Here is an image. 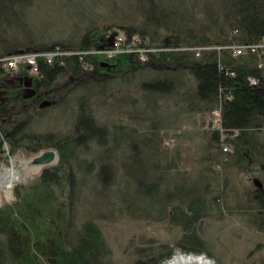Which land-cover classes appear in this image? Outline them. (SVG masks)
<instances>
[{
  "label": "trees",
  "instance_id": "trees-1",
  "mask_svg": "<svg viewBox=\"0 0 264 264\" xmlns=\"http://www.w3.org/2000/svg\"><path fill=\"white\" fill-rule=\"evenodd\" d=\"M28 1L0 0V148L6 145L10 154L22 151L28 156L54 150L58 161L42 168L32 182L14 186L15 200L0 205V264H115L95 219L116 214L143 216L137 204L125 206L122 190L137 181L158 191L155 197L162 199L163 190L173 194V177L195 188L204 205L197 213L179 198L178 210L190 225L182 228L183 234L175 244L186 251L202 252L196 225L210 215L216 198L213 191L222 193L227 179L218 187L209 186L204 174L193 178L171 170L173 160L161 165L160 148L144 149L141 142L153 136L138 137V147L129 144L127 137L126 142H112L116 130L125 128L130 133L135 123L110 127L99 124L91 102L103 97L111 82L139 70L150 71L155 77L140 82L147 100L144 109L150 111L141 114L142 120L150 118L155 96L174 94L186 110L216 117L218 125L203 144L206 157H211L212 146L224 154L221 149L229 145L227 150L232 149L234 160L246 169L256 166L264 174V52L249 46L264 42V0H124L131 14L119 17L125 22L120 27L90 26L74 41L35 42L28 35L25 42L9 39L10 31H28L32 17H42L25 11ZM117 28L127 51L105 52L113 48L109 36ZM236 48L243 54L238 55ZM22 53L39 55L36 72H30L26 63L16 71L4 66L1 59ZM185 73L191 78L189 83ZM46 101L48 104L41 106ZM47 105L67 116L62 118L69 128H41L39 122L49 117L37 120L36 114ZM147 130L149 127L139 135ZM114 155L120 163L119 171L112 163ZM128 161L132 172L142 167L140 181L128 175L125 178ZM216 161L222 162L218 158ZM227 165L223 163L222 169ZM84 187L92 189L94 198L81 219L77 203ZM248 197L263 225L264 185L255 187ZM171 202H167L165 214L155 215L179 224L167 214ZM155 215L145 218H157ZM156 250L129 264H160L171 255V248L164 244ZM257 264H264V258Z\"/></svg>",
  "mask_w": 264,
  "mask_h": 264
},
{
  "label": "rangeland",
  "instance_id": "rangeland-1",
  "mask_svg": "<svg viewBox=\"0 0 264 264\" xmlns=\"http://www.w3.org/2000/svg\"><path fill=\"white\" fill-rule=\"evenodd\" d=\"M125 2L124 0H29L25 11L28 13L32 11V15H40L44 18L32 17V25L28 31L20 30L15 33L10 31L7 37L9 39L15 37L20 42L27 41V35L35 42L74 41L90 26L104 29L111 24L119 27L125 24V22L119 21V17H123L127 13L131 14V7ZM130 23L132 22H126V25ZM118 29L120 28L113 30V33L109 36L113 48L105 50V52L113 54L127 51V47L122 45L124 39ZM2 48L3 45L0 42V52ZM258 49L256 52L259 50L258 53L264 52V47ZM241 54L243 53L241 52L238 55ZM154 77L152 73L150 75V71L139 70L133 76L130 75L122 80L118 79L111 82L106 86L103 97L97 96L91 102L96 120L99 124L109 127L114 124L126 123L129 126V124L133 125L135 123L130 128V133L125 128L116 130V133L112 136V142L120 139L122 142H126L125 137H127L129 144L138 147V137L147 136L151 138L153 136L150 141L141 142L145 146L144 149L160 148L161 153H163L162 157L158 159L161 165L166 166V161L173 160L170 169L174 172H180L182 176L184 173H188V177L194 178L197 175L204 174V182L208 181L209 186L211 184L216 186L217 184V187L220 186L223 179H227V186L223 187L225 189L221 191L222 193L218 192V189L213 191V193H216V198L208 213L210 215L203 217L196 225L195 233L197 237L201 238L200 244L204 249L200 253H194L193 251L183 250L175 243L183 234L182 228H189L190 225L185 215L178 210L179 198H184L186 203L195 208L197 213L203 211L204 205L198 200L197 190L173 177L174 180L172 181L176 185V188L171 190L173 196L170 192L163 190L160 193L163 198L159 199L155 197L158 191H154L150 186H143L141 182H133L134 186H128L122 190V200L125 206L132 204L134 207L137 204L140 213L144 217L140 214H137L136 217L116 214L110 215L109 218L95 219L110 248L113 262L115 264H129L138 257L155 253L156 249L164 244L166 247L171 248L170 257H172L174 251L180 250L186 254L205 255L213 264H257L264 258V221L261 225L260 219L255 217L253 208L255 205L248 195L255 187L261 186V184L264 185V174L256 166L246 169L247 167L245 168L244 165L239 164L234 160V156H231L232 149L230 147L227 151L221 149L224 154H220L218 148L212 146L209 149L211 157H206L202 148L203 144L209 141L212 129L218 125L216 117L214 115L210 117V114H205L203 117L195 110L191 112L186 110L184 104L176 102L174 94L155 96L151 105L153 111L150 113V118L142 120L144 117L141 114L150 111L144 109L147 100L143 96L144 91L140 86V82L148 81ZM185 78L188 83L191 81L186 73ZM27 94H31V91L27 90ZM147 97L152 98V96ZM42 109H44L42 113L36 114V116L38 115L37 120L47 116L49 118L39 122L42 125L41 128L52 130L49 129V125H59L60 127L58 126L57 129L69 128L65 126L66 121L62 118H67V116L57 112L58 108L47 105ZM152 126H154L155 133L151 129ZM148 127V132L139 135L141 130H146ZM126 132L129 134L127 135ZM132 137H137V140L132 139ZM143 153L142 151L141 154ZM35 156H28L22 151L12 155L9 153V147L4 145L0 148V170L4 167H13L20 170L21 174L24 175L25 166L39 165L34 161ZM55 158L50 165L57 164L58 156ZM82 158L84 157L82 156ZM217 158L222 162L218 163ZM90 159L87 158V160ZM224 161L228 162L226 170L222 169ZM112 163L119 171L121 167L115 155ZM141 165L147 166L146 163ZM45 166H40L37 172L28 171L24 180L12 186L10 197H7L0 190V205L4 201H14V186L32 182ZM96 168L97 164L93 169L96 170ZM131 168L128 161L124 168L125 178L128 175L140 181L142 167L139 166L135 172H132ZM206 170L209 176L205 174ZM207 176L211 181L207 180ZM256 179L259 181V185L255 182ZM90 189L89 187L83 188L77 203V213L81 219L87 215L89 200L94 198L93 191ZM169 200L172 201V208L167 214L171 215L175 221L178 220L179 224L170 221L167 216L159 219L155 215L165 214L168 211L167 202ZM148 214H154L157 218H153V216L145 218V215ZM169 258L162 260L160 264H165L167 260H170Z\"/></svg>",
  "mask_w": 264,
  "mask_h": 264
},
{
  "label": "bare ground",
  "instance_id": "bare-ground-1",
  "mask_svg": "<svg viewBox=\"0 0 264 264\" xmlns=\"http://www.w3.org/2000/svg\"><path fill=\"white\" fill-rule=\"evenodd\" d=\"M47 165H50V164H47ZM39 169H40V165H37V164L31 165V166H25L24 168L25 174L22 175L20 170H16L13 167H4L3 169L0 170V190H2V192L7 197H10L11 188L15 183L24 180L27 177L28 171L31 170V171L37 172L39 171ZM0 199H1V196H0ZM187 259L197 260L205 264H213V262L205 255L186 254L180 250L174 251L170 260L166 261L165 264H180L182 262H185Z\"/></svg>",
  "mask_w": 264,
  "mask_h": 264
},
{
  "label": "built area",
  "instance_id": "built-area-1",
  "mask_svg": "<svg viewBox=\"0 0 264 264\" xmlns=\"http://www.w3.org/2000/svg\"><path fill=\"white\" fill-rule=\"evenodd\" d=\"M251 46L252 50L258 49V48H262L264 47V42H262L261 44L258 45H249ZM236 53H240V49L236 48L235 49ZM39 55L38 54H16L4 59H1L4 62V66L8 69H10L11 71H15L18 69V66L20 64L26 63L29 65L30 68V72H36L37 71V57ZM47 60L50 62L51 61V56L48 55L46 56ZM252 82H256L255 79H251ZM224 150H227V147H224Z\"/></svg>",
  "mask_w": 264,
  "mask_h": 264
},
{
  "label": "water",
  "instance_id": "water-1",
  "mask_svg": "<svg viewBox=\"0 0 264 264\" xmlns=\"http://www.w3.org/2000/svg\"><path fill=\"white\" fill-rule=\"evenodd\" d=\"M45 104H48V102H43L41 106H44ZM57 156L56 151L54 150H45L41 153H39L37 156L34 157L35 163H38L40 166H45L47 164L52 163L54 158ZM255 182L259 185V181L256 179ZM180 264H205L203 262L197 261V260H190L187 259L185 262H182Z\"/></svg>",
  "mask_w": 264,
  "mask_h": 264
}]
</instances>
